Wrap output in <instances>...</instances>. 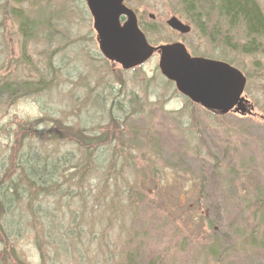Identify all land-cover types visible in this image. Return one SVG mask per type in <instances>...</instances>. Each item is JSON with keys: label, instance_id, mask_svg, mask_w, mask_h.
I'll list each match as a JSON object with an SVG mask.
<instances>
[{"label": "rangeland", "instance_id": "1", "mask_svg": "<svg viewBox=\"0 0 264 264\" xmlns=\"http://www.w3.org/2000/svg\"><path fill=\"white\" fill-rule=\"evenodd\" d=\"M4 2L0 85H34L0 95V176L19 173L27 148L56 156L63 191L42 201L79 228L41 249L29 231L11 242L19 260L6 245L0 264H264V55L212 44L181 0H125L152 46L181 42L242 71L246 111L215 115L161 74L157 53L127 69L104 58L85 0L15 4L30 39Z\"/></svg>", "mask_w": 264, "mask_h": 264}, {"label": "trees", "instance_id": "2", "mask_svg": "<svg viewBox=\"0 0 264 264\" xmlns=\"http://www.w3.org/2000/svg\"><path fill=\"white\" fill-rule=\"evenodd\" d=\"M4 1L7 7V12H4L19 20L20 34L24 39H30L32 28L27 26L25 14L14 8L15 4L25 0ZM181 1L200 34L212 44H221L242 54L264 55V0H195L198 7H207L202 20H199L194 12L192 0ZM33 85L29 80L19 85L2 83L0 95L5 93L13 97L16 89L23 88L26 91ZM17 159L19 173L8 182H2L4 178L0 176V250L4 251L8 245L9 256L14 260H19V257L17 249L11 244L12 240L21 238L29 231L32 232L36 246L41 249L43 238L54 240L49 242V246L54 243L63 246L67 239L76 235L75 232L79 228L73 227L79 217L76 218L72 211H69L71 229L59 222L60 214L64 212V216L66 212L61 210L56 202L52 206L42 201L43 197L53 195L58 200L63 191L58 188L59 161L56 156L27 148ZM2 163L0 161V166ZM67 197L71 199L74 194Z\"/></svg>", "mask_w": 264, "mask_h": 264}, {"label": "water", "instance_id": "3", "mask_svg": "<svg viewBox=\"0 0 264 264\" xmlns=\"http://www.w3.org/2000/svg\"><path fill=\"white\" fill-rule=\"evenodd\" d=\"M85 2L93 19L99 50L105 58L131 67L159 50L160 72L174 80L177 89L192 101L219 113L227 112L234 104L237 105L235 111H245V99L240 96L245 77L238 69L223 61L190 56L182 43L150 45L137 26L135 15L123 0ZM122 14L127 16V21L120 25L119 16ZM166 24L180 33L190 30L189 25L175 16L170 17Z\"/></svg>", "mask_w": 264, "mask_h": 264}, {"label": "flooded vegetation", "instance_id": "4", "mask_svg": "<svg viewBox=\"0 0 264 264\" xmlns=\"http://www.w3.org/2000/svg\"><path fill=\"white\" fill-rule=\"evenodd\" d=\"M123 3H125V0H124ZM130 12H132V13L135 15L136 20H137V26L143 31V29L141 28V25L138 23V19H137V15H136L135 11L132 10V9H130ZM126 21H127V16H126L125 14L119 16V23H120V24H124ZM143 32H144V31H143ZM144 35H145V33H144ZM145 36H146V35H145ZM146 39H147V41L149 42L147 36H146ZM129 40L132 41L131 38H129ZM173 43H174V42H173ZM134 46H135V45H134ZM135 47H136V46H135ZM136 51H137V50H134V52H136ZM190 54H191V53H190ZM191 55H192V54H191ZM116 63L119 64L122 68H132V66H131V67H124V66H122V64H121L120 62H116ZM201 107L204 109V107H203L202 105H201ZM235 108H236V104H234L233 107L230 108V109L228 110V112H226V113H224V114H227V113H229V112H234ZM207 110H208V109H207ZM209 111H210V110H209ZM210 112H212V113H214V114H217V115H220V113H219V112H216V111H210Z\"/></svg>", "mask_w": 264, "mask_h": 264}, {"label": "bare ground", "instance_id": "5", "mask_svg": "<svg viewBox=\"0 0 264 264\" xmlns=\"http://www.w3.org/2000/svg\"><path fill=\"white\" fill-rule=\"evenodd\" d=\"M123 1H124V0H123ZM128 8H129V7H128ZM122 15H123V14H122ZM182 96H183V95H182ZM184 97H186V98H187V96H185V95H184Z\"/></svg>", "mask_w": 264, "mask_h": 264}]
</instances>
